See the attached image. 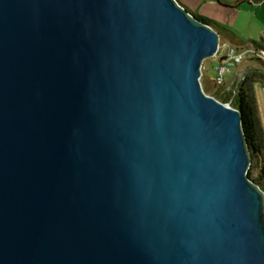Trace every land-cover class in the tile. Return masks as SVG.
<instances>
[{"label": "water", "instance_id": "95a60500", "mask_svg": "<svg viewBox=\"0 0 264 264\" xmlns=\"http://www.w3.org/2000/svg\"><path fill=\"white\" fill-rule=\"evenodd\" d=\"M220 41L178 0H0V264H264Z\"/></svg>", "mask_w": 264, "mask_h": 264}, {"label": "rangeland", "instance_id": "374dc122", "mask_svg": "<svg viewBox=\"0 0 264 264\" xmlns=\"http://www.w3.org/2000/svg\"><path fill=\"white\" fill-rule=\"evenodd\" d=\"M183 5L190 9L195 15L201 16L207 20L215 22L223 27H230L238 34L243 42H255L264 49V2L263 0H252L253 4L243 3L237 9H228L220 3H236L240 0H180ZM262 41V42H261ZM232 46L230 43L221 38L220 49L218 55L212 59L204 62L202 67L201 83L204 89L205 80L209 81L211 91L209 96L213 95L219 88L232 95V99L237 95L238 88L243 81L249 70H261L264 74V63L256 60L246 59L243 63L232 69L225 77L222 85L216 83L217 72L216 69L219 65L220 56H226ZM243 51H247L253 47L258 49L256 45L247 44L241 46ZM262 63V64H261ZM206 85V84H205ZM254 93L257 102L258 118L264 134V81L255 83ZM233 101V100H232ZM257 176V173H255Z\"/></svg>", "mask_w": 264, "mask_h": 264}, {"label": "trees", "instance_id": "16d2710c", "mask_svg": "<svg viewBox=\"0 0 264 264\" xmlns=\"http://www.w3.org/2000/svg\"><path fill=\"white\" fill-rule=\"evenodd\" d=\"M245 2L254 5V1L252 0H240L236 3L230 2L220 4L226 8H230L231 10L239 8ZM193 15L201 22L212 27L219 33L221 38L230 43L232 46L241 47L247 45V43L243 42L238 34L230 28L228 29L222 25H218L215 22L207 20L201 16L195 14ZM250 44L260 47V45L255 42H251ZM260 81H264V74L261 70H256L254 68L249 70L246 80L240 84L238 93L234 99H232V95L223 92L222 88L217 89L211 97L226 106L229 105L233 109L240 110L242 113L244 136L247 140L252 161L249 178L264 192V134L259 123L257 102L254 96V85ZM211 90L209 81L205 80L204 92L209 96ZM255 173H257V176H255Z\"/></svg>", "mask_w": 264, "mask_h": 264}, {"label": "built area", "instance_id": "2783aa9c", "mask_svg": "<svg viewBox=\"0 0 264 264\" xmlns=\"http://www.w3.org/2000/svg\"><path fill=\"white\" fill-rule=\"evenodd\" d=\"M262 2H264V0ZM242 51V47L235 46L229 49L226 56H220L219 65L216 69L217 78L215 80L218 85H222L226 75L230 73L232 69L243 63L246 59H250L252 61L256 60L264 63V49L262 47H258V49L251 47V49L247 51ZM216 54L218 55V53Z\"/></svg>", "mask_w": 264, "mask_h": 264}, {"label": "crops", "instance_id": "0c3cea01", "mask_svg": "<svg viewBox=\"0 0 264 264\" xmlns=\"http://www.w3.org/2000/svg\"><path fill=\"white\" fill-rule=\"evenodd\" d=\"M182 5H183V3L180 1V0H178ZM185 6V5H184ZM186 7V6H185ZM186 8H188V7H186ZM226 8V7H225ZM189 9V8H188ZM228 9H230V8H228ZM190 10V9H189ZM226 28H228V27H226ZM230 28V27H229ZM228 28V29H229ZM232 30V29H231ZM262 42V41H261ZM247 44H250L251 42H246Z\"/></svg>", "mask_w": 264, "mask_h": 264}]
</instances>
